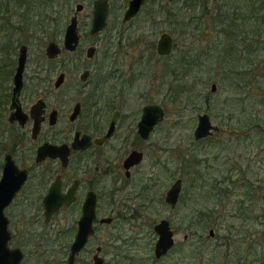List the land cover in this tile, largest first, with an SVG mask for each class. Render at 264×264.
Masks as SVG:
<instances>
[{"label": "rangeland", "instance_id": "1", "mask_svg": "<svg viewBox=\"0 0 264 264\" xmlns=\"http://www.w3.org/2000/svg\"><path fill=\"white\" fill-rule=\"evenodd\" d=\"M94 1H74L72 9L66 10L68 13L66 20L58 24V21H52L50 18L44 19L37 32L27 30L25 22L22 24L15 22L16 19H21L19 14L12 20L15 26L25 32L21 36L20 45L29 46L30 64L46 66V64H50L46 58L48 44L54 41L62 45L66 27L75 12L76 5L84 4L85 9L79 14V26L83 38L78 53L69 56L63 55L54 63L73 64L67 68V119L74 105L85 100L84 92H80L82 85L80 75L86 69L97 68L98 64H105L107 67L118 64L121 70L130 74L135 81L130 90L126 91L129 95L127 99L129 109L125 111L126 118L121 122L122 126L137 125L143 108L148 105L161 107L165 114L150 143V146L154 145L157 151L156 157L160 159V165L154 164L155 159L149 153L141 170L136 174V178L131 182L124 183L126 189L131 185L129 189H124L123 193L114 196L113 206L107 204L112 197L108 199V194L104 196L109 192L112 182L109 179L99 178L98 189L102 194L99 215L100 217H114L115 222L111 226L100 228L96 239L89 244L86 252L81 254L77 264H93L91 251L99 242L104 245V255L102 256L106 264H151L154 245L158 238L154 232V226L162 219L171 223L176 241V249L167 255L162 264H199V259L185 260V256L181 253L187 255L191 250L194 252L195 249L192 247L200 245L198 243L201 234L208 238L211 228H199L195 236L188 230L192 215L205 205L200 201L190 200L188 192L190 185L187 181L185 182L183 174L181 175V170L178 171V168L181 158L188 149H192V144L195 143L193 134L200 114L208 113L213 123L220 128L219 136L213 141L217 142L221 137L229 136L225 120L228 114L221 108L219 109L224 97L223 91L215 79H211L210 76L211 62L215 56L212 52L217 48L222 49L217 45L224 44L225 38L223 34L219 33L221 25L216 23V19L220 15L219 12L224 11L223 4L228 0H207L209 3L207 2L206 9L197 5L194 10L189 11L184 8L185 0L172 2L169 0H146L140 14L126 24L123 23V16L130 0H110L108 27L99 36L93 38L89 36V29L86 28V25L90 28ZM203 1L201 0V2ZM6 12L5 10L0 11V17L7 18L10 13ZM175 14L185 18L187 32L182 30L181 23L171 19ZM51 16L58 18L57 15L49 14V17ZM191 17L196 21L189 22L187 19ZM36 18V16L33 18V14L29 15L26 20L27 24L29 23L31 26L39 22ZM197 25L200 28H197ZM262 30L264 31V25H262ZM165 32L173 37L174 50L170 56L161 57L157 53V44L160 36ZM4 35L5 33H0L1 42L4 41L6 36ZM262 41H264V36ZM91 44L98 49L93 60H89L86 56L87 49ZM20 45L17 48V55ZM195 49L197 52L193 54V58L196 59L199 55L205 64H202L201 71H192L185 76L186 71L182 66V57L186 56L184 53ZM253 58L256 62L253 65L257 67L260 74V69L264 68V53L256 52ZM7 61H13V54ZM59 73V70L53 73L52 82L56 80ZM194 82L197 84L195 88ZM213 84H217L216 92L211 91ZM42 87L46 90L44 88L46 85H42ZM86 91L87 89H85ZM263 91L264 86L260 93L255 92L249 96V103L257 102L255 107H249L252 111H264ZM228 94V92L225 94V98ZM101 108L103 107L101 106ZM107 115L104 112L106 118ZM239 118L242 117L239 116ZM67 125L69 130L70 124L67 123ZM243 139L246 140V138ZM215 142L201 144L197 147L198 153L208 158L206 165H202V167L206 174L210 172L208 177H211L212 183L215 184L216 179L220 181L226 176V173H229V168L223 164L230 154L232 162L228 164L234 167L233 183L222 180L218 187H226L229 195L233 197L228 199V195H226L221 201V205L216 207L217 209L225 207L221 218V231L219 234L216 228H212L216 232V237L202 247L205 249L204 257L210 259L216 256L217 264H264L262 251L264 221L255 219L257 215L264 214V155L259 154L258 158L253 161L252 159L256 157L261 148H246L244 145L235 147V151L238 149V154L231 150L225 159L216 160L215 157L220 154L222 146L214 147ZM24 156L25 154H20V161L24 162V166L30 165L27 163L28 161H25ZM94 165H91V171L94 170ZM179 178L183 180L181 199L179 206L175 210H171L165 203V197L172 184ZM143 186H149L150 190L139 194ZM248 192L251 193L246 196ZM251 199L257 209L253 215L255 218L252 220L247 218L245 221L244 225L248 227L247 233L246 231L242 232L241 229L239 231L247 235L252 233V238L257 242L260 238V245L254 244L244 237L243 240L246 239V241L240 244V255L236 253L233 246L230 256H218L215 252L219 253L224 250L223 240H221L224 232L230 225L237 228L241 224L232 217L231 211L249 205L252 202ZM27 211L20 212L12 209L6 213L11 221L9 229L13 233L9 246L20 248L23 251L25 258L22 264H58L59 260L63 259L64 261L67 253L65 254L63 248L65 245L68 248L74 236L70 237L68 234L69 239H66L62 235L63 233L61 234V230H65L70 224L60 216L55 219L56 223L53 226L45 227L42 213H36L33 210ZM64 232L66 233L67 229ZM185 236H188L187 240H184ZM117 238L120 240L118 241ZM112 242H114V247H112ZM252 248L253 251L250 252L249 249Z\"/></svg>", "mask_w": 264, "mask_h": 264}, {"label": "flooded vegetation", "instance_id": "2", "mask_svg": "<svg viewBox=\"0 0 264 264\" xmlns=\"http://www.w3.org/2000/svg\"><path fill=\"white\" fill-rule=\"evenodd\" d=\"M12 16L16 17L18 16V13L13 14ZM91 26H92V20L90 23V28L88 25H86V28L89 29V32ZM79 31H80V26H79ZM260 42L261 40L257 36L255 38L256 47L258 46L260 47ZM262 45L264 44L262 43ZM23 46H26L28 50L27 62L22 72L23 85L19 91L18 90L15 91L16 89L15 78L17 76L18 68H19L18 57L20 55V51ZM80 47H81V43L79 45L78 51ZM90 47H96V46L91 44L89 48ZM29 49L30 48L28 45L21 44L19 47L18 55H17V51L13 55V61L4 62L0 60V182L3 179L5 168L8 163H12L17 168H19V170H24L27 172V180L24 182L21 189L16 193V195L14 196L10 204L6 207L4 212L6 215L7 212H9L10 210L12 211V209H14L20 212H28L27 210H33L36 213H42L44 216L43 225L45 227L53 226L54 223H56L55 219L57 217L59 218L61 216L63 219H65L70 224L71 227L69 226L66 228L67 229L66 233L64 232L66 229L61 230V234L63 233L62 235L66 239H69V236L71 237L72 235L74 236V238L72 243L69 244L68 246L69 249L67 248V245H65V247L63 248L65 254L67 253V256L66 258L64 257L65 259L64 261L63 259L59 260L58 264H68V258L71 253L70 252L71 246L77 235L79 222L83 217L84 205L89 197V194L90 193L95 194L97 200L96 217L93 222V228L95 232L89 238V241L85 246V248L77 256L76 259V264H77V260L81 256V254L85 253L89 244L96 239L97 233L100 231V228L105 226H111L113 222H115V218L110 217L114 219L112 224L110 225L100 224V220L102 218H109V217H100L99 215L100 203L102 197V194H100V191L98 189L99 178L102 180L105 179L111 180L112 182L111 188L109 192L104 194V196L108 194V199L112 197L113 200L110 199L107 202V204L109 206L110 205L113 206L114 196L123 193L124 189H126V184H124L126 181L131 182L134 178H136V174L138 173L139 170H141L142 168L141 166L144 164L147 156H149V153L150 156H152L155 159L154 164L160 165L161 161L158 157H156L157 151L155 150L154 145L150 146V143L152 137L154 136L156 130L159 128V125L162 123V121L153 128L148 138H144L139 132V124L142 120L144 108L146 107L145 106L142 110L141 118L139 119L137 125H126V126L121 125L123 119L126 118L125 111L129 109V104L127 102L129 95L126 93V91L128 89L130 90L132 84L135 81L133 80L132 76H130V74L121 70L120 65L118 64H112L110 67H107L105 64H98L97 68H93L92 70L86 69L82 72L83 74L85 71H89V76L86 81H82L81 79L82 74L80 75V81L82 84L80 86L81 88L80 92L81 93L84 92L85 100H83L82 102L81 101L77 102L74 105L73 110L71 111L69 118L67 119L68 117L67 116L68 95L66 90V84H67L66 82L68 79L67 68L69 65H73V64H46V66L44 64H30ZM78 51L76 53H73L72 55L77 54ZM97 52L98 49L96 50V54ZM63 55H65V53H63L62 56ZM93 59H89V60H93ZM47 60L57 61V60H49L48 58ZM76 68H78V65H76ZM58 70L60 71V73L58 74L56 80L52 82V75L55 71ZM61 74L65 75V79L63 84L59 88H57L55 84ZM42 85H46V87H44L46 90L43 89ZM85 89H87L86 92ZM106 90H110V91L108 92ZM77 106H79L78 107L79 113L74 119H72V116L76 112ZM101 106L103 108H101ZM35 108L37 113L42 112L41 117L43 118L40 124V129L36 134H34L36 120L32 116V112ZM19 110L22 115L21 117H18L17 115V112ZM104 112L108 114L107 118L104 116ZM204 114H208V113H204ZM114 118H116L114 130L111 133L110 137L105 139L110 132ZM228 119H229L228 117L225 118L226 126L228 127L229 130V136L220 138L219 140L221 143L220 146L222 147L220 154L216 155L215 157L216 160L225 159L226 155H228L229 151L231 150H233V152L238 154L237 152L238 149L235 151V147L244 146L245 140L243 138L246 139L249 138L248 135L244 136V134L242 133L240 134L239 132H237V130H234L232 128V125H230V120ZM67 123L70 124L69 130ZM215 126L218 127L217 125ZM219 132H220V128L218 127V130L214 132V134L209 138H206L198 142H196L194 139L195 142L194 145L199 144L195 146H200V143L205 144L208 141V139L217 138V136H219ZM193 138H194V134H193ZM45 145H50L53 147L67 146L69 150L67 164L64 166L62 159L51 158V157H47L46 159L39 162L37 160L38 151L40 148H42ZM260 150L257 152L256 157L252 159L253 161H255L256 158H258ZM21 153L25 154L24 156L25 161H28L27 163L30 165L24 166V162L20 161ZM133 153L141 154L142 160L140 161V163L128 167L127 161ZM200 158L202 159L203 157ZM226 158L227 160L224 162L225 164L223 165H227V167L229 168V173H226L225 174L226 176L223 177L220 181L224 180L225 182L227 183L229 182L232 184L234 167L228 164L232 162L231 155L229 154L228 157ZM210 159L213 160V158ZM92 164H95L94 165L95 168L93 171H91ZM165 165L167 166V164ZM202 165H206V164H202ZM201 168L203 171H201ZM209 169L210 167L208 168V172ZM179 170H181L180 165L178 171ZM195 170H199L201 172L198 174H194L196 176H199V174H201L200 178L195 179V180H200V183L198 184H202L204 187L210 189L211 186L213 187L215 186V189H217L218 185H220V181L217 179L215 180V184L212 183L213 179L211 177L210 178L208 177V175L210 176V172L209 174H206L202 166L198 167V165H196L194 167L193 164L191 168V172ZM58 179L61 184L62 194H67L68 191L71 188H73L77 182V191L75 194V200L70 206H63L58 213L53 215L50 222L47 223L45 218L46 209L44 206V199L48 195L52 185ZM179 179L182 180L181 178ZM130 186L131 185H129V187ZM129 187L127 189H129ZM132 187L135 188V186ZM220 188L227 189L222 186H220ZM149 190H150L149 186H143L139 194L146 193ZM182 190H183V180H182ZM190 196L191 194L189 195V197ZM180 199H181V195L179 198V202L175 208H172L169 204L166 203V201L165 203L167 206H169L171 210H175L179 206ZM163 220L166 219L160 220L156 225H158ZM9 222L11 224L10 219ZM156 225L154 226V232L158 238L154 245V256L152 257L151 264H162L163 260L167 257V255L171 253L174 249H176V241H174L173 247L165 255H162L161 257H157L156 245L159 240V236L155 231ZM170 228L173 231L171 227V223H170ZM188 230L191 231L189 229V226H188ZM211 231H213V235H211ZM191 234L195 236L197 233H195V231H191ZM215 237H216V232L214 231V229H211L209 232L208 239L213 240L215 239ZM12 238H13V233H12ZM187 239L188 236H185L184 240ZM205 239H206L205 237L199 238L198 244L200 245L197 247H192L190 245L192 249H195L194 252H192L191 250L187 255L181 253L182 255L185 256V260L187 259L191 261L192 259H199L200 260L199 264H211L212 262L211 259H206L204 257L205 249H202L204 245L208 244V242H205ZM117 240L119 241L120 239L117 238ZM174 240H175V233H174ZM113 243L114 242H112V247H114ZM223 245L222 247L224 248ZM12 249H16V248H12ZM91 253L93 254L92 257L93 264H94L95 255L101 257L104 260V264H106L105 259L102 256L104 255V245L101 242H99V244L91 251ZM213 263L215 264V261H213Z\"/></svg>", "mask_w": 264, "mask_h": 264}, {"label": "trees", "instance_id": "3", "mask_svg": "<svg viewBox=\"0 0 264 264\" xmlns=\"http://www.w3.org/2000/svg\"><path fill=\"white\" fill-rule=\"evenodd\" d=\"M74 1L79 2V0H0V11L5 10L7 11L6 13H10L7 18L0 17V33L2 32L6 35H4V41L1 42L0 40L1 61L7 62L12 54L14 55L16 53L17 48L22 41L21 36L25 33L13 23V14L18 13L21 18L16 19L15 22L19 24L25 22L27 30L30 32H37L44 19L50 18L52 21H58V24L63 20H66L68 16L66 10L72 9ZM207 2L209 3L207 0H204L203 2H201V0H185L184 8L189 11L194 10L197 5H200L203 9H206ZM223 6L224 11L219 12L220 15L216 19V23L221 25L219 33L225 36L224 44L217 45L222 48L221 50L220 48H217V50L215 49L216 51L212 52L213 56H215H212L213 61L211 62L212 66L210 70L211 79H215V82L218 83L219 88L222 89L224 95L219 109L221 108V110L227 112L228 120H231L230 125H232L234 130H237L240 134H244V136L248 135L249 138L244 141L245 147L261 148L259 154L264 155V111H252L249 108L250 106L255 107L257 103L256 101L252 104L249 103V96L255 92L260 93L264 86V68L260 69L261 73L259 74V70L253 65L256 64L255 59L253 58L255 53H264V45H262V43L264 44V41H262V37L264 36V31L262 30V25H264V0H228L227 2H224ZM32 14L33 18L36 16V19L39 22L30 26L29 23L27 24L26 20L29 15ZM49 14L57 15L58 18H53V16L49 17ZM171 19H173L174 22L181 23L182 30L187 32L185 29L186 23L184 17L175 14ZM187 20L191 23L196 21L195 18L192 17ZM197 28H200V26L197 25ZM201 30L203 31V29ZM256 35L261 40L260 47H256L255 45ZM195 52H197L196 49L188 51L184 53L186 56L182 57V66L186 71L185 76L192 71H201V68L203 67L202 64H205L201 56L198 55V58H193ZM65 55L69 56L72 54L65 53ZM56 62L57 61H49L48 63L54 64ZM196 85L197 84L194 82V88ZM182 90L183 88L181 87V91ZM227 92L229 94L225 98ZM262 99L264 100V96H262ZM239 116L242 118L240 119ZM213 140V138L208 139L206 144ZM214 142L215 141L212 143ZM220 144V141H217L213 146L217 147L220 146ZM195 145L192 144V149H188L181 158V175L183 174L185 182L187 181L190 185V188H188L189 195L191 194L189 197L190 200L200 201L205 206L192 215L189 222V229L198 233L199 228H216L220 234V227L222 226L221 218L223 217L225 207L222 206L219 209L216 207L221 205V201L226 195H228V199H231L233 196H230L226 189L220 187L215 189V186H211V189L206 188L202 184H198L200 183V180H195L200 178L201 174H199V176L194 174L201 172L199 170L191 172L193 164L194 167L196 165L201 167L202 164H206V161L208 160V158H204L198 153V146ZM200 156L203 158L201 159ZM201 171H203L202 168ZM250 193L251 192H248L246 196ZM248 199H250V197H248ZM244 204H246V202H244ZM256 210L257 209L252 200L249 205L231 211L232 217L241 222V224H239V227L237 228H235L234 225H230L224 232L222 238L224 242V250L219 251V253L215 252L218 256H230L231 247L233 246L235 247L236 253L240 255V244L246 241V239L254 244L260 245V238L257 242V240L252 238V233L247 235L239 231L241 229L242 232H248V227L244 225L245 221H247V218L248 220L254 219L255 216L253 215L256 213ZM255 219L264 221V214L261 216L257 215ZM203 236L204 235L201 234V237ZM244 237H246L245 240H243ZM210 241L211 240L208 238L205 239V242ZM249 251L252 252L253 248L251 250L249 249ZM262 251L264 253V240H262ZM210 259L212 261L211 264H214L213 261H215V264L217 263L216 256H213Z\"/></svg>", "mask_w": 264, "mask_h": 264}, {"label": "water", "instance_id": "4", "mask_svg": "<svg viewBox=\"0 0 264 264\" xmlns=\"http://www.w3.org/2000/svg\"><path fill=\"white\" fill-rule=\"evenodd\" d=\"M175 1V0H169ZM145 4V0H130L127 10L124 14L123 21L128 23L132 19L136 18ZM85 9L84 4H77L74 14L71 16L69 24L66 27L64 33V39L62 45L57 42H50L46 48V56L49 60L58 59L63 52L76 53L82 40V35L79 31V14ZM110 14V0H95L93 3V19L90 29V35L92 37L100 35L108 26V18ZM174 49V39L168 33H163L157 44V53L159 56H170ZM96 47H90L87 51V58L93 59L96 54ZM27 47L23 46L18 57V73L15 78V91H19L22 88V72L27 62ZM89 76V71H85L81 79L86 81ZM65 79V75L61 74L55 84L59 88ZM217 85H212V92H216ZM264 93V91H263ZM79 106L76 108L75 114L72 116L74 119L78 115ZM18 117H21L20 110L17 112ZM42 112L37 113L36 108L32 112V116L36 120L34 134L38 133L40 124L43 120L41 117ZM164 111L161 107L156 105H149L144 108L142 120L139 124V132L144 138H148L153 128L164 119ZM116 118H114L109 134L105 139L110 137L114 130ZM218 130L210 116L208 114H201L198 117V125L194 133V139L196 142L209 138ZM69 150L67 146L53 147L45 145L38 151L37 160L40 162L47 157L60 158L65 166L68 162ZM142 160L141 154L133 153L128 159V167L140 163ZM27 180V172L19 170L14 164L8 163L5 168L4 176L0 182V264H22L24 259V253L21 249H12L9 246V242L12 239V233L9 230V219L5 215V209L10 204L16 193L21 189L24 182ZM77 191V182L73 188H71L67 194L61 193V184L59 179L52 185L48 195L44 199L45 206V218L46 222H50L53 215L58 213L63 206H70L75 200V194ZM182 192V180H177L166 195V203L172 208H175L179 202V198ZM96 195L89 194V197L84 205L83 217L79 222V228L75 240L71 246V253L68 258V264H76L77 256L87 245L89 238L94 234L93 222L96 217ZM114 221L113 218H102L100 220L101 225H110ZM155 231L159 236V240L156 245V256L161 257L165 255L174 245V232L170 228V223L167 220H163L155 227ZM213 235V231H211ZM94 264H104V260L95 255Z\"/></svg>", "mask_w": 264, "mask_h": 264}]
</instances>
